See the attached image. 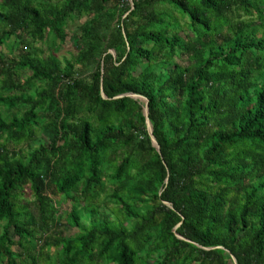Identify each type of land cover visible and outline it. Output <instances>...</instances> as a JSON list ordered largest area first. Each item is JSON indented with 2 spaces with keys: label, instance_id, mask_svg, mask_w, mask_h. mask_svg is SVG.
<instances>
[{
  "label": "trees",
  "instance_id": "1",
  "mask_svg": "<svg viewBox=\"0 0 264 264\" xmlns=\"http://www.w3.org/2000/svg\"><path fill=\"white\" fill-rule=\"evenodd\" d=\"M11 37L0 264H264V0H0Z\"/></svg>",
  "mask_w": 264,
  "mask_h": 264
},
{
  "label": "rangeland",
  "instance_id": "2",
  "mask_svg": "<svg viewBox=\"0 0 264 264\" xmlns=\"http://www.w3.org/2000/svg\"><path fill=\"white\" fill-rule=\"evenodd\" d=\"M84 19L77 18V17H71L69 18L67 25L65 27V31L67 32V39L62 45L59 47L58 51H55L56 56L60 60H64V58H70L78 53V51L81 48V40L79 35L80 26L82 25ZM184 35V33H182ZM26 38V36H24ZM15 40L14 37H11L6 44L0 46V52L3 54H10L12 52L13 44ZM34 46L36 49H41L45 51L44 55H49L51 52H53V46L52 42H36L34 43ZM30 72H24L22 75V79H25L27 75H29ZM144 101V100H143ZM2 140L4 142H7V145L9 149L17 150V149H27L26 143H20L19 145H16L12 142L11 139L7 137H3ZM47 140V135L40 131V134L38 138L32 143L33 147H39L41 144H43ZM27 201H31L30 194L26 196ZM30 210H31V202H30ZM61 212L57 215V219L60 220L61 226L59 227L60 230L63 232L65 236H73L78 233V229L75 227H70L66 221V213L71 208V203L69 201H62L61 204ZM29 210V209H28ZM14 231L12 229L11 235H13ZM16 239H18L16 237ZM14 250L18 251V246H14Z\"/></svg>",
  "mask_w": 264,
  "mask_h": 264
},
{
  "label": "water",
  "instance_id": "3",
  "mask_svg": "<svg viewBox=\"0 0 264 264\" xmlns=\"http://www.w3.org/2000/svg\"><path fill=\"white\" fill-rule=\"evenodd\" d=\"M111 52L115 54V51L111 50ZM102 93H103V96L106 98L105 93H104V92H102ZM125 95H127V96H131V97H133V98H140V99L144 100V102L146 103L145 108H144V114H145V116H146L147 128H148V130H149V132H150V134H151V138H152L153 145L158 149V147H159V146H158V142H157L156 137H155L154 134H153V125H152V123H151V121H150V119H149L148 99L144 98V97L141 96V95L135 94V93H126V94H124V95H120V96H125ZM120 96H118V97H120ZM166 203H167V202H166ZM168 204H169V203H168ZM177 236L180 237V238H182V239H185V238H184L182 235H180V234H177ZM188 241H190V240L188 239ZM206 249H209V248H206ZM232 257H233V261H234V263L237 264V261H236L235 257H234V256H232Z\"/></svg>",
  "mask_w": 264,
  "mask_h": 264
}]
</instances>
